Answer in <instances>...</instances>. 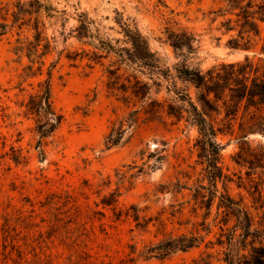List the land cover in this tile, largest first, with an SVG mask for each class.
I'll return each mask as SVG.
<instances>
[{"label": "rangeland", "instance_id": "374dc122", "mask_svg": "<svg viewBox=\"0 0 264 264\" xmlns=\"http://www.w3.org/2000/svg\"><path fill=\"white\" fill-rule=\"evenodd\" d=\"M226 6L224 0H0V264H225L216 201L207 209L197 195L212 186L197 155L196 126L186 112L167 113L173 93L164 80L144 101L125 102L109 90L115 56L103 46L131 47L127 31L137 29L173 75L184 62L205 74L246 56L264 66V21L258 32L247 30ZM239 30L248 49L228 44ZM170 31L193 33L194 49H174ZM175 80L197 102V89ZM47 82L62 118L41 136L26 103ZM151 100L159 102L155 116L144 112ZM228 104L219 101L207 115L222 130L221 164L232 179L217 188L261 214L254 207L264 208V190L258 199L233 159L241 115L258 110L242 101L226 115ZM135 109L137 122L107 148L108 133L120 121L126 127ZM244 138L264 145L259 134ZM181 235L196 237V245L164 257L149 252Z\"/></svg>", "mask_w": 264, "mask_h": 264}, {"label": "trees", "instance_id": "16d2710c", "mask_svg": "<svg viewBox=\"0 0 264 264\" xmlns=\"http://www.w3.org/2000/svg\"><path fill=\"white\" fill-rule=\"evenodd\" d=\"M224 1L227 5L226 12L237 16V19L242 21V28L258 32L257 22L264 21V0ZM231 28L233 27H229ZM127 32L131 47H115L110 43L103 46L115 56L107 69V88L120 92L121 99L125 102L133 98L134 102H137L144 101L152 85L161 86V80L167 82V91L173 93L167 113L181 117L182 113L186 112L187 120L195 125L198 131L195 141L197 155L200 163L204 165V176L212 189L206 194L197 191V195L202 198L201 201L207 209L216 201L217 216L221 217V232L217 243L225 248V264H264L263 205L254 207L263 209L259 214L258 211H252L241 199L231 196L227 189L218 190V181L224 184L232 179L221 164L222 145L217 140V134L222 130L215 127L207 117L208 112L219 110V101L223 104L229 101L226 115L235 114L242 101L246 110L250 106L258 110L245 119L244 115H241L237 138L239 145L233 159L238 166L245 168L247 184L254 188L253 192H256L260 199L264 190V145L258 142L252 146L244 137L252 133L264 138V111H259V105L264 103V66L254 63L246 56L243 61L223 64L220 71L209 70L205 74L184 62L174 67L173 75L169 68L159 65L155 52L151 51L147 39L137 29H128ZM168 39L176 50L186 48L191 51L196 41L195 35L187 31H170ZM247 39L239 30V38L230 39L228 44L231 48L248 49ZM260 53L264 54V43ZM175 77L189 82L197 89V102H194L187 92L177 88ZM154 105L159 106V102L151 100L144 112L155 116L158 109ZM26 110L36 117V130L41 136L52 133L62 118L52 105L48 82L38 93L29 96ZM136 113H139L138 109L129 114L126 127L123 121H120L118 126L111 129L105 140L107 148L121 142L127 128L137 122L138 117H133ZM231 221L230 227H224ZM196 242L197 238L194 236L169 237L153 246L149 252L164 257L177 250H187L195 246Z\"/></svg>", "mask_w": 264, "mask_h": 264}]
</instances>
